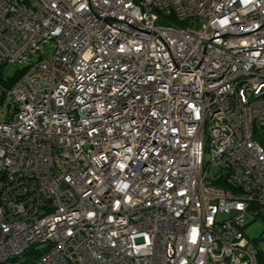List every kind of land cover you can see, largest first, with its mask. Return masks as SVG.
<instances>
[{"label": "built area", "instance_id": "built-area-1", "mask_svg": "<svg viewBox=\"0 0 264 264\" xmlns=\"http://www.w3.org/2000/svg\"><path fill=\"white\" fill-rule=\"evenodd\" d=\"M262 128L264 0H0V264H259Z\"/></svg>", "mask_w": 264, "mask_h": 264}, {"label": "rangeland", "instance_id": "rangeland-1", "mask_svg": "<svg viewBox=\"0 0 264 264\" xmlns=\"http://www.w3.org/2000/svg\"><path fill=\"white\" fill-rule=\"evenodd\" d=\"M4 74H7V69L4 70ZM253 139L262 148H264V128L258 130L255 129L253 134ZM251 220H252L251 218L246 219L245 221L246 227L244 228V233L249 240L253 241L255 248L259 252L258 256L260 263L264 264V223H262L259 220L256 221H251Z\"/></svg>", "mask_w": 264, "mask_h": 264}, {"label": "trees", "instance_id": "trees-1", "mask_svg": "<svg viewBox=\"0 0 264 264\" xmlns=\"http://www.w3.org/2000/svg\"><path fill=\"white\" fill-rule=\"evenodd\" d=\"M258 255H259V253H258ZM258 262H259V264H261V263H260V260H259V256H258Z\"/></svg>", "mask_w": 264, "mask_h": 264}]
</instances>
